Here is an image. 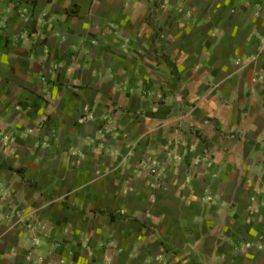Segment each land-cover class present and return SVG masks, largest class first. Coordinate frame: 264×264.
I'll return each mask as SVG.
<instances>
[{"label":"crops","instance_id":"crops-1","mask_svg":"<svg viewBox=\"0 0 264 264\" xmlns=\"http://www.w3.org/2000/svg\"><path fill=\"white\" fill-rule=\"evenodd\" d=\"M0 264H264V0H0Z\"/></svg>","mask_w":264,"mask_h":264},{"label":"built area","instance_id":"built-area-1","mask_svg":"<svg viewBox=\"0 0 264 264\" xmlns=\"http://www.w3.org/2000/svg\"><path fill=\"white\" fill-rule=\"evenodd\" d=\"M150 169H151L152 172H154V173L156 174V172H157V168L152 167V168H150Z\"/></svg>","mask_w":264,"mask_h":264}]
</instances>
